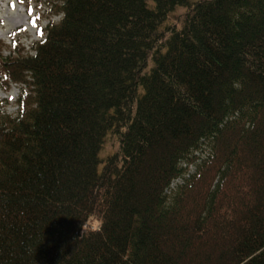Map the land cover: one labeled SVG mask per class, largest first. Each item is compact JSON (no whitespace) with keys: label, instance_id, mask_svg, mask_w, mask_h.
<instances>
[{"label":"trees","instance_id":"trees-1","mask_svg":"<svg viewBox=\"0 0 264 264\" xmlns=\"http://www.w3.org/2000/svg\"><path fill=\"white\" fill-rule=\"evenodd\" d=\"M57 1L0 44V264H264V0Z\"/></svg>","mask_w":264,"mask_h":264},{"label":"rangeland","instance_id":"rangeland-1","mask_svg":"<svg viewBox=\"0 0 264 264\" xmlns=\"http://www.w3.org/2000/svg\"><path fill=\"white\" fill-rule=\"evenodd\" d=\"M55 3L61 5L55 0H0V44L3 47L2 53L7 55L15 50L22 53H33L35 43L45 36L46 28L62 19L63 13L58 11ZM182 12V8L176 11V21L180 19ZM174 20L173 16L170 24L178 23ZM7 86H0V111L16 115L19 110L17 100L20 94L22 91L28 93L31 86L10 80H8ZM117 146V139L111 136L104 144L101 154L104 156L116 149ZM191 168L190 172L192 173L195 169ZM100 225L101 222L93 217L85 224V229H98Z\"/></svg>","mask_w":264,"mask_h":264},{"label":"bare ground","instance_id":"bare-ground-1","mask_svg":"<svg viewBox=\"0 0 264 264\" xmlns=\"http://www.w3.org/2000/svg\"><path fill=\"white\" fill-rule=\"evenodd\" d=\"M16 96V95H15ZM15 98V97H14Z\"/></svg>","mask_w":264,"mask_h":264}]
</instances>
